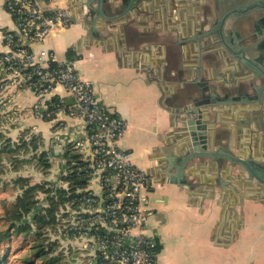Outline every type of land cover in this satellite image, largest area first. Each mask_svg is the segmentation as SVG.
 Wrapping results in <instances>:
<instances>
[{
	"label": "crops",
	"instance_id": "crops-1",
	"mask_svg": "<svg viewBox=\"0 0 264 264\" xmlns=\"http://www.w3.org/2000/svg\"><path fill=\"white\" fill-rule=\"evenodd\" d=\"M84 2L49 0L50 7H69L74 23L33 48L54 50L59 61L69 60L68 51L73 50L80 57L77 70L92 82L98 100L127 120L121 145L155 183L147 232L158 242V264H264V183L230 161L216 169L213 157L191 160L185 184L171 183L165 171L169 161L176 165L188 150L179 147L185 140L180 112L196 106L202 86L208 94L223 98L228 90L236 98L252 94V82L261 83L232 53L252 59L264 76V17L242 11L215 28L217 15L245 0H142L122 18L114 16L124 0H94L93 8L103 10L93 32L88 24L92 12L87 13ZM206 20L203 30L215 28L217 34L187 41L198 36ZM14 25L0 0V31ZM7 49L0 43V53ZM3 78L7 74L0 68ZM56 92L69 98L62 87ZM35 101L25 86L0 89V145L4 139L12 146L22 143L37 127L38 148L25 141L29 150L18 155L21 168L5 176L53 184L67 159V145L83 135L84 123L60 114L63 126L52 132L50 123L35 117ZM199 107L208 125L209 152L223 147L264 162V103L224 100ZM12 114L16 122L3 128ZM42 152L49 167L37 161Z\"/></svg>",
	"mask_w": 264,
	"mask_h": 264
},
{
	"label": "built area",
	"instance_id": "built-area-1",
	"mask_svg": "<svg viewBox=\"0 0 264 264\" xmlns=\"http://www.w3.org/2000/svg\"><path fill=\"white\" fill-rule=\"evenodd\" d=\"M4 5L15 25L0 31V43L8 48L0 53V68L7 74L0 89L13 84L32 90L34 115L50 123L52 132L63 126L60 114L84 123L83 135L70 140L78 159L65 158L52 184L63 188L66 197L57 211L55 236L60 247L77 245L88 256V264H158V242L147 232L154 214L155 183L121 145L127 120L98 100L92 82L77 70L78 55L59 61L54 50L33 48L74 23L71 9L50 7L49 0H4ZM59 87L73 98L72 104L57 94ZM56 95L58 102L53 100ZM14 122L16 114L7 116L1 126ZM36 135L37 127L22 138L30 143ZM73 174L81 184L66 178Z\"/></svg>",
	"mask_w": 264,
	"mask_h": 264
},
{
	"label": "trees",
	"instance_id": "trees-1",
	"mask_svg": "<svg viewBox=\"0 0 264 264\" xmlns=\"http://www.w3.org/2000/svg\"><path fill=\"white\" fill-rule=\"evenodd\" d=\"M73 50L68 51V59L71 60L75 56ZM58 64L53 62L52 66ZM55 101H59V96L54 97ZM4 138L0 134V139ZM10 139H4L0 145V160H3L7 153V163L20 164L22 160L19 153L22 150H29V147L21 139L12 146ZM36 137L32 139L30 144L36 150L38 145L34 142ZM7 143V144H5ZM29 144V145H30ZM66 157L71 162L78 159V154L70 143L67 145ZM14 160V161H11ZM19 161V162H18ZM37 161L43 167H49L46 153H40ZM18 171L21 167H15ZM0 174H2L0 172ZM66 178L75 181L74 184H81L82 180L73 174ZM14 185L12 193L3 196L5 203L0 205V264H11L17 255L15 261L20 264H62L64 254L58 255L55 246L59 244L57 233V211L60 204L64 201L65 190L53 185L47 181H36L33 177L17 175L14 180L0 176V193L4 192L7 184Z\"/></svg>",
	"mask_w": 264,
	"mask_h": 264
},
{
	"label": "water",
	"instance_id": "water-1",
	"mask_svg": "<svg viewBox=\"0 0 264 264\" xmlns=\"http://www.w3.org/2000/svg\"><path fill=\"white\" fill-rule=\"evenodd\" d=\"M106 3L107 0H102ZM142 0H124V5L122 10L118 13V16L114 17H125L128 15V12L131 9H134L138 6V4ZM94 0H87L84 2V6L88 8V12H92L91 19L88 24L90 26L91 31H95V25L97 22V17L102 13L103 8L96 10L93 8ZM246 7H255L259 10H263L264 8V0H249V4ZM244 8V7H243ZM242 11H249L246 9L240 8L239 10L229 9L227 12L217 15L215 20V28H218L220 25H223L226 19L231 15L234 17H239ZM105 13V11H103ZM107 19V18H106ZM115 19V18H114ZM208 24V21H203L201 23L202 30L197 34V37H190L186 39L187 41H195L200 42L205 37H210L213 34H217L215 28L210 30H203L205 25ZM213 27V23L211 24ZM218 26V27H217ZM230 52V51H229ZM231 53V52H230ZM233 57H236L243 64L244 71L251 70L255 73V77L260 80L261 83L254 81L250 85L253 90L252 94L239 95L236 98L230 96L231 91H226L225 96L221 98L220 96L212 94H208L206 89L202 86L199 91V97L195 98V107L186 108L181 113L182 124L181 127V137L185 140L182 143H179V147H188L186 154L180 156L178 160L173 164V162H168L165 168V171L170 176V182L174 184H185L186 183V167L188 163L194 158L204 159L205 157H213L215 159L216 169H223L225 160L230 161L234 166H242L244 167L251 176L257 178L260 182L264 183V162L258 163L256 162L252 155L248 157L241 156L239 152H234L231 149H222L215 150V152H209V143H210V134L208 133V125L205 120H203L202 110L200 109V105H216L218 101H240V103H246L249 101H258L259 103H264V76L261 70H259L255 65L252 59H247L245 55L241 53H232ZM243 71V72H244ZM214 90V89H213ZM217 96V97H216ZM73 98L69 97L66 99L67 104L73 103Z\"/></svg>",
	"mask_w": 264,
	"mask_h": 264
},
{
	"label": "rangeland",
	"instance_id": "rangeland-1",
	"mask_svg": "<svg viewBox=\"0 0 264 264\" xmlns=\"http://www.w3.org/2000/svg\"><path fill=\"white\" fill-rule=\"evenodd\" d=\"M5 156H7V153H5ZM11 161H14V160H11ZM14 165L15 164L11 163V165H10L7 163V157L3 158V160H0V172L2 173V174H0V176L3 177V179L8 178L10 180L11 179L14 180V178L16 176L13 178H9V177L5 176L7 173L10 174L11 170L13 171ZM17 166L20 167L19 164L15 165V167H17ZM13 186L14 185H12V182H11V184L10 183L7 184L5 189H4V192L0 193V205L1 206H3V204L5 203L3 196L5 197V196L10 195L13 191L10 188ZM58 242H59V244L56 243V245L54 244V246H55L56 254H58V255L64 254V260H62V264H88V260H87L88 256H86L85 254H82L83 251L80 250L77 245L73 246L72 244H66V246L68 245L67 246L68 248H66L68 252H66V251H64V250H66L65 248L62 249L60 247L61 246L60 241H58ZM19 254L20 253L15 255V259H14V261L11 262V264H20L21 263V262L15 261L17 259L16 256Z\"/></svg>",
	"mask_w": 264,
	"mask_h": 264
},
{
	"label": "flooded vegetation",
	"instance_id": "flooded-vegetation-1",
	"mask_svg": "<svg viewBox=\"0 0 264 264\" xmlns=\"http://www.w3.org/2000/svg\"><path fill=\"white\" fill-rule=\"evenodd\" d=\"M242 4H243V5H242ZM242 4H240L239 6H237L236 8H234L233 10H239L240 8H242L243 10L246 9V10H249L250 12H251V11L256 12V13L262 15V17H264V8H263V10L261 11V10L255 8V7H246V5L249 4V0H245V2L242 3ZM243 7H244V8H243ZM230 9H232V8H230Z\"/></svg>",
	"mask_w": 264,
	"mask_h": 264
}]
</instances>
